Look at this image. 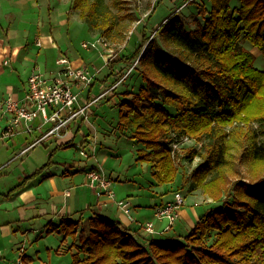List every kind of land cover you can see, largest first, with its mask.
<instances>
[{"label": "trees", "instance_id": "obj_1", "mask_svg": "<svg viewBox=\"0 0 264 264\" xmlns=\"http://www.w3.org/2000/svg\"><path fill=\"white\" fill-rule=\"evenodd\" d=\"M209 2L197 3L203 19L197 27H187L177 13L161 21L138 58L144 84L115 105L119 128L141 144L136 160L148 164L159 184L173 182L178 173L172 143L185 136L201 141L203 160L192 176L217 198L231 139L247 141L241 155L264 164V70L253 65V54L241 44L247 40L264 54V0H239L236 7L230 0ZM73 7L89 30L113 42L123 38L125 25L105 0H74L68 14ZM143 43L125 61L137 58ZM121 72L110 73L118 80ZM254 123L262 125L261 140L251 130ZM43 231L62 233V241L72 238L70 264H264V173L239 178L232 194L201 215L181 241L151 239L143 244L118 220L81 213L76 219L48 222ZM212 233L207 245L205 238Z\"/></svg>", "mask_w": 264, "mask_h": 264}, {"label": "rangeland", "instance_id": "obj_2", "mask_svg": "<svg viewBox=\"0 0 264 264\" xmlns=\"http://www.w3.org/2000/svg\"><path fill=\"white\" fill-rule=\"evenodd\" d=\"M105 1L111 7L117 20L126 28L123 38L118 42H113L102 34L89 30L87 24L81 19L78 9L73 7L68 14L69 7L74 3V0H0V48H6L0 57V67L10 65L11 60L7 53V46L14 45V47L22 48L19 52V58L13 64L15 70L11 71L7 68L0 74V108L2 110L6 85L16 83L22 89V82L27 80V73L32 62L25 61L22 63L20 56L29 50L32 53L31 57L34 58L37 54V48H39L38 53L40 52V54L46 51L44 47L40 46L43 42L41 41L40 44L38 41L40 30L44 27L52 31L53 38L51 41L53 43L56 39L59 44H64L63 49L69 45L71 58H78L79 62L84 65L82 67L89 68L94 73L93 82L88 85V87H92V96L98 95L117 81L115 75L110 73L111 70L121 69L123 76L137 61L134 64L136 67L134 71L131 70L124 80L117 85V93L107 97L106 95L103 96L100 102L92 106V114L86 120L91 123L92 129H89L85 124L79 127L86 132L87 138L97 146L95 154H91V150H88L86 146L79 145L82 135L77 132L76 124L72 126L71 130L73 134L77 133L75 137L71 134V138L74 139L71 145L63 146L62 143L55 145L52 141L48 142L47 146L38 143L21 156L18 155L19 149L24 144L33 141L39 131L34 130V133L18 134L15 137H0V264L71 263L70 252L65 251L62 247L60 254L56 250L60 244L62 233L45 234L44 231L39 232L43 225L45 228L44 223L48 220H45L46 218L43 220L42 216L37 214L38 207L43 206V204L28 208L26 215L21 218L17 207L20 202L18 199L15 200V203L12 202L14 193L23 189H17L18 184L30 174L31 177L26 186L30 184L32 187V180L39 173L31 174L38 170L44 162L48 163L49 159L58 163L71 162L76 167H84L93 163L99 166L106 176L116 177L118 175L119 180L115 181L114 184L111 183L116 194V200L120 198L126 200V197L133 193L131 187L116 186V184L121 185L126 184V182L133 185V189H137V192L132 194L134 199L142 201L144 203L142 205L149 208L161 199L171 200L176 193H180L184 197V204L178 209L177 219L167 230L168 234L172 236L174 233H180L177 238H171L174 240H183V236L191 230L201 215L219 207L222 200L232 194L233 185L239 178L243 176L250 178L257 172L264 173L263 163H251V160L245 159L241 155L243 146L247 141L236 142L231 139L229 161L224 165L222 180L218 181L221 183L222 191L217 197L219 199L210 197L192 176L193 169L203 160L202 142L187 135V139L182 140V137L181 142L172 147V157L178 167L175 180L171 183L162 184L154 180L148 164L136 160V151L141 147V144L127 138L124 130L119 128L118 108L115 103L125 93L130 94V92L136 91L139 85L144 84L138 58L144 48L151 44L149 43L151 37L156 36L161 21L171 13H177L185 20L187 27H197L203 23L202 17L197 13V3L210 6V2L209 0ZM239 3V0H230L231 7H236ZM26 30L29 33L26 32L25 34ZM85 41L95 42L96 47L84 48L82 42ZM143 41L137 58L125 61ZM241 44L243 48L248 49L253 54V65L264 70V54L247 40L241 41ZM56 49L54 53L56 51L62 52L59 47ZM47 55L44 57L43 73H45L48 64L53 61L52 53ZM33 65L32 70L36 68L35 65L37 64L34 63ZM55 67L58 69L59 66L55 63ZM56 69L54 70L56 71ZM88 87L86 90H81L75 85L73 90L79 91L80 96L84 97ZM5 121L0 119V127L4 125ZM261 128L262 125L257 123H254L251 128L258 140L262 138ZM229 129L230 127H226L227 131ZM80 150H84L85 155H81ZM64 168V164L60 166L61 171ZM87 183L86 180L85 184L88 185ZM81 214L84 217L89 216ZM150 221L155 225L158 222L153 218ZM134 237L139 241L142 240L138 236ZM213 238V233L208 235L205 238L206 244H210ZM69 242H71V238H69ZM146 243L143 242V244Z\"/></svg>", "mask_w": 264, "mask_h": 264}, {"label": "crops", "instance_id": "obj_3", "mask_svg": "<svg viewBox=\"0 0 264 264\" xmlns=\"http://www.w3.org/2000/svg\"><path fill=\"white\" fill-rule=\"evenodd\" d=\"M12 30V29H10ZM9 30V31H10ZM29 33L27 30L24 32L25 34ZM23 33V35H24ZM10 35V32H9ZM38 37V36H37ZM53 38L52 31H49L45 27L40 30V34L38 37V41L41 44V41L43 42L40 46L44 47L46 51L44 53L39 51V48L36 50V56L33 58L31 57V52L27 50L26 53H23L20 56L21 62L24 63L25 61H29L32 64L30 65L28 75L33 71V64L36 63L35 69L39 72H41L45 77L47 78H53L56 76V71L58 73V69L55 67V61L58 57L65 56L68 58L72 66L75 67H82L84 66L81 64L78 60V58H71V48L69 45H66L65 48L64 44H59L56 39L55 43L51 41ZM57 42V44H56ZM60 48L62 51L61 53L55 52L54 50H57L56 48ZM6 48H0V57L3 55V51H5ZM21 47L16 46H7V53L10 56V65L8 67H0V74L4 72L7 68L11 71L15 70V66L13 65L15 60L19 57V52L21 51ZM52 53L53 61L48 64L46 67L45 73L42 71L43 63L45 62L44 57L46 54L50 55ZM41 55V56H40ZM47 55V56H48ZM56 69V71L54 70ZM89 69V68H88ZM90 70V69H89ZM96 76V75H95ZM93 86V85H92ZM26 87V80L22 82V89L17 86L16 83L8 84L6 85V94L5 97L8 95H11L15 99H21L24 90ZM86 92V95L84 97L86 98H92L94 96L91 95V89L92 87ZM81 90H86L81 88ZM81 95V93H80ZM108 93L106 95L109 96ZM100 102V101H98ZM97 102V103H98ZM0 119H3L5 121L4 125L0 127V132L10 123V114L5 113L4 108H0ZM80 120V121H78ZM55 122L48 121L45 124H41L40 118H36L34 121H32L30 125V131H27V129L24 126V123H20L18 126L13 127V133L9 137H15L18 134H24V133H34V130L39 131V134L36 135L35 139L29 143H26L23 145L22 148L19 149L18 155L21 156L26 151H29V149L33 148L38 143L45 144L47 146V143L52 141L55 145H60V143L71 141L73 142V137L76 136L77 133L73 134L71 132L72 126L76 124L75 128H77V132L81 133L82 139L79 142V145L86 146V148L91 150V154H95L97 151V146L92 143V141L87 138L86 132H84L81 128H79L81 125H87L89 129L91 128V123L86 120H82V118H78L76 120H70L66 123V125L51 133H49V130L53 127ZM72 134V135H71ZM51 154V153H50ZM56 163V164H54ZM54 160L48 161L46 165L45 162L38 168V170H35L33 172V175L36 173H39L35 176L33 182L31 183L32 187H30V184L26 187H23V189L17 191L14 193L12 199V202L15 203V200L18 199L20 202L17 207L20 211V217L26 215L27 209L34 207V205L37 204H43V206L38 207L37 214L42 216L43 220H47L44 224L46 225L48 222H54L58 223L62 217H70L73 219L78 218L80 213L86 214V215H101L110 219L118 220L122 227H124L129 233H131L134 236H138L141 238L142 242H148L149 240H164L168 238H177L179 234L169 235L167 230H165V227L167 226L168 222L163 219L159 220L154 217V210L157 206L163 204L164 202H167L169 200H162L159 202H155L153 206L150 208L146 205H142V201L134 199L133 195L134 192H137V189H133V185L126 182V184H116V186H127L131 187L133 190L132 194H129L126 198L127 201V207L128 212H125L122 208L118 207L116 205L115 200L116 194L114 198H108L105 195L98 196L96 194V189L93 187H90L89 185H86V172L90 168H97L100 170V167L91 163L84 167H76L74 163H58ZM54 164V165H53ZM64 164L65 168L61 171L60 166ZM59 165V166H58ZM70 166L69 168L67 166ZM150 171V168H149ZM36 172V173H35ZM151 173V171H150ZM30 175V174H29ZM28 176V175H27ZM114 184L115 181L119 180L118 175L116 177H111L108 175ZM34 188V189H33ZM36 191V192H35ZM115 193V192H114ZM125 199V198H120ZM118 199V200H120ZM151 218L157 220L156 225L153 224L155 232L152 234H148L143 227H141V223L145 221H150ZM165 220V221H164ZM44 227V225H43ZM39 229V232L41 233L44 228ZM39 233V234H40ZM60 240V244L58 248H56L57 252H61L62 249H65V251L70 252L71 250L74 251V248H69L71 246L72 238L70 236L65 237ZM69 238H71V242H69ZM60 254V253H59ZM71 262V261H70ZM47 264V263H42Z\"/></svg>", "mask_w": 264, "mask_h": 264}, {"label": "built area", "instance_id": "obj_4", "mask_svg": "<svg viewBox=\"0 0 264 264\" xmlns=\"http://www.w3.org/2000/svg\"><path fill=\"white\" fill-rule=\"evenodd\" d=\"M84 48H95L93 41L82 42ZM58 65V74L53 78L45 77L41 72L33 70L27 77L26 87L21 99H15L11 95L4 98L3 107L5 113L10 114V123L0 132V137H9L13 133V127L24 123L27 131H30V123L36 118H40L41 124L53 121L55 124L49 130V133L64 127L70 120L82 118L87 120L92 114V106L101 100V98L112 88L116 87L132 70L134 64L123 76L115 83L104 89L98 95L92 98L81 97L80 92L73 90V86L87 88L93 82L94 73L86 67L72 66L67 57L61 56L56 59ZM186 136L182 138L185 140ZM187 139V138H186ZM178 142H181L178 141ZM172 143V147L176 143ZM81 155H85L84 150H80ZM87 184L96 189L98 196L105 195L108 198H114L115 193L111 187V179L101 170L90 168L86 172ZM116 205L128 212L127 201L125 199L115 200ZM184 204V197L176 193L173 199L164 202L155 208L154 217L163 220L168 224L165 227L169 229L178 217V209ZM141 227L148 233L154 232V226L151 221L141 223Z\"/></svg>", "mask_w": 264, "mask_h": 264}]
</instances>
